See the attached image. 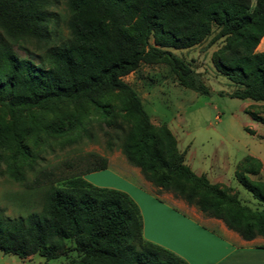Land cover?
Masks as SVG:
<instances>
[{
  "label": "trees",
  "instance_id": "16d2710c",
  "mask_svg": "<svg viewBox=\"0 0 264 264\" xmlns=\"http://www.w3.org/2000/svg\"><path fill=\"white\" fill-rule=\"evenodd\" d=\"M60 7L64 16L55 12ZM61 21L68 41L48 48L39 64L19 58L5 43L46 44ZM212 33L210 43L221 44L210 62L235 87L228 96L264 108V51H256L264 37V0H0V160L9 177L24 183L25 172L33 171L31 144L41 132L74 142L67 136L92 112L119 135L127 163L156 194L170 193L244 241L264 237L261 161L247 155L233 174L258 201L260 208L251 209L231 187L193 172L172 134L149 122L122 81L142 63L162 64L180 86L208 95L199 75L168 49H189ZM253 105L246 111L264 129V116L251 111ZM60 108L72 112L38 120ZM90 157L83 172L50 184L40 213L15 219L0 214V251L46 262L66 258L65 264H188L143 237L139 207L126 193L83 178L107 169L106 158Z\"/></svg>",
  "mask_w": 264,
  "mask_h": 264
},
{
  "label": "rangeland",
  "instance_id": "374dc122",
  "mask_svg": "<svg viewBox=\"0 0 264 264\" xmlns=\"http://www.w3.org/2000/svg\"><path fill=\"white\" fill-rule=\"evenodd\" d=\"M55 12L64 16L62 7ZM49 36L50 40L46 44L33 39L17 42L5 40V43L19 58L39 64L48 48L63 45L69 39L62 21L56 34ZM212 36L213 33L189 49H168L183 58L199 75L208 89V95H199L180 86L169 68L162 64L142 63L135 72L123 77L122 81L140 100L149 122L156 127H166L172 134L178 150L185 155V162L193 172L205 174L213 182H221L231 187L237 192L243 204L251 209H259L258 201L234 180L233 174L237 164L245 156L250 155L263 163L260 175L264 179L263 125L253 120L246 111L254 104L249 109L264 116V108L260 103L228 96L235 87L211 65V53L221 44L220 41L210 43ZM122 107L121 102L117 101L116 110L119 111ZM71 112L72 108L54 109L39 114L38 120L46 123ZM118 136L113 129L106 128L92 112L82 115L80 126L67 136L74 142H67L65 138H56L41 132L39 138L31 144L33 171L25 172L24 183L10 178L7 163L0 160V214L5 218L15 219L31 213H40L50 184L83 172L91 163L90 155L93 154L107 159V169L84 175L83 178L87 182L100 188L126 191L134 200L138 194L145 199L148 198L146 195L149 193L136 186L138 181L134 177L142 176L137 168L127 163L121 152ZM108 142L111 145H108ZM25 169L27 170V167ZM125 171L131 176L125 175ZM146 186L151 192L157 193L156 188L150 183L147 182ZM158 195L165 201L183 205L203 219L208 218L194 206L187 205L168 192H160ZM181 242L178 251H183L191 258L195 254L208 255L209 252L216 250L213 246L209 247L206 238L189 231ZM66 262V258L46 262L38 255L19 259L15 255L0 251V264Z\"/></svg>",
  "mask_w": 264,
  "mask_h": 264
},
{
  "label": "crops",
  "instance_id": "0c3cea01",
  "mask_svg": "<svg viewBox=\"0 0 264 264\" xmlns=\"http://www.w3.org/2000/svg\"><path fill=\"white\" fill-rule=\"evenodd\" d=\"M256 51H264V37ZM125 175L131 176L126 171ZM134 178L138 181L137 188L149 193L146 199L139 194L136 200L131 197L139 207L143 223L142 233L147 241L172 251L189 264H264V249L259 248L264 246V237L244 241L219 220L203 219L183 205L165 201L158 194L151 192L146 186L147 182H143L141 177ZM188 231L206 238L209 247L213 246L216 250L208 255L195 254L192 258L190 255L187 257L183 251H178L177 248Z\"/></svg>",
  "mask_w": 264,
  "mask_h": 264
}]
</instances>
